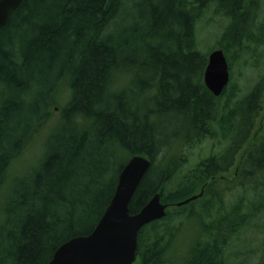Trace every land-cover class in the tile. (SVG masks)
Masks as SVG:
<instances>
[{
    "label": "trees",
    "instance_id": "1",
    "mask_svg": "<svg viewBox=\"0 0 264 264\" xmlns=\"http://www.w3.org/2000/svg\"><path fill=\"white\" fill-rule=\"evenodd\" d=\"M257 3L23 0L10 12L0 27V264H47L62 243L89 234L120 170L135 155L151 163L130 213L155 193L168 205L164 218L138 232L135 263L246 264L251 259L238 260L249 246L235 249L243 231L256 229L264 215V139L257 138L248 150L240 175L254 180L253 196H239L234 203L224 199L226 185L215 190L224 183L213 178L214 161L199 159L190 166L186 150L207 138L230 140L232 134L237 147L248 142L264 77L243 96L232 81L214 96L203 83L208 54L198 49L196 24L215 4V14L229 19L216 48L237 50L241 60L249 41L264 46V25L252 32ZM244 34L249 41L239 46ZM243 63L246 67L248 61ZM64 87L69 96L51 120ZM26 161L27 171L9 180L7 172ZM206 182L201 216L209 222L200 221L202 236L184 254L171 253L186 215V206L174 204ZM258 182L263 194L257 193ZM215 205L219 216L213 219ZM249 255L253 264H264V240Z\"/></svg>",
    "mask_w": 264,
    "mask_h": 264
},
{
    "label": "water",
    "instance_id": "2",
    "mask_svg": "<svg viewBox=\"0 0 264 264\" xmlns=\"http://www.w3.org/2000/svg\"><path fill=\"white\" fill-rule=\"evenodd\" d=\"M22 1L0 0V27ZM203 82L214 96H219L227 86L229 70L222 49L208 55ZM150 163L144 156L131 157L120 170L113 195L94 229L62 243L47 264H137L138 232L145 225L164 218L168 208L161 202L160 193H155L138 212L130 213L129 204ZM202 194L201 190L175 206L187 205Z\"/></svg>",
    "mask_w": 264,
    "mask_h": 264
},
{
    "label": "rangeland",
    "instance_id": "3",
    "mask_svg": "<svg viewBox=\"0 0 264 264\" xmlns=\"http://www.w3.org/2000/svg\"><path fill=\"white\" fill-rule=\"evenodd\" d=\"M257 2L258 3L253 6L254 11L252 12L253 13L252 15H254L252 20V25H253L252 32L254 34H257L259 32V30L257 29L259 26L264 25V0H257ZM214 7L215 4L206 8L204 15L196 24V37L198 42V49L204 54H208L210 51L215 49L216 46H218V44H220L222 37L229 26V19H227L226 17L220 14H215ZM247 28L249 27L247 26ZM246 35L247 34L242 35L243 37L241 36L242 39L239 46H244L247 39ZM235 40H238L237 37L233 38L232 40L233 45H235ZM232 51L228 53L224 51L228 64L231 62L233 55L235 58L234 63L230 68V73H231L230 81L235 82L239 86V90L241 92L239 93V95L243 96L254 86V84L258 80L264 77V46L260 49L259 47H256L255 44L252 43V41L251 42L249 41L248 51L241 56V60H236L237 50H232ZM250 52H252V54ZM244 61H248L246 67H243ZM257 64L258 66L255 67L254 65ZM61 95L62 96H59L60 100H58L60 105H58V101L53 105L54 114L51 120H55L57 118L60 106H63L65 104V100L69 96V90L64 87ZM261 104L263 111L259 113L257 118V123H255L254 129L251 132L249 139H251L253 132L258 128L261 119H263L264 121V84H263V94H262ZM259 138L264 139V122H263V127L260 129ZM215 142H217L215 147V152L216 151L221 152V150L224 151L228 147L224 139H220ZM209 145H210L209 143L206 144V142H202L201 144L199 145L196 144L194 145L193 148L186 150V153L189 152L187 158H188V162L190 163V166L191 165L193 166L199 159L204 157L206 147ZM38 147H36L35 149H37ZM30 149L31 146L28 147L26 153ZM35 149L30 153L28 163H30L32 160L31 155H35ZM26 168H27V161L24 162L21 166H19L16 170L14 171L9 170L6 176L10 180L11 178L19 174L25 173L27 171ZM227 175L230 176L231 173ZM257 175L259 177V174ZM241 177L242 176L238 175L236 179L239 180H237V183L234 184L233 186L232 185L225 186V187H229L224 197L225 201L234 203L235 201H237V199H239L238 198L239 196L247 197L250 194L251 196H253L251 192H253L252 190L255 186L254 180L249 177H247L246 179H241ZM9 180L6 181V184H8ZM243 181L245 182V186L250 188L249 193L244 192L242 188L244 186ZM256 185L259 187V189L257 190H260L257 191V193L263 194L262 184L258 182ZM217 187L218 189L221 190L223 188V185L219 183L217 184ZM203 205H204L203 199H198L192 202L191 204L186 205V209H185L186 215H184L183 226L182 229L180 230V233L177 234L176 239L173 243V247L175 248V250L173 248V252L171 253L176 252L179 254L180 253L184 254L187 251L188 247H190L192 244L197 242L199 240V236H202L200 221L202 222L205 221V223L209 222V220L206 217L204 218L203 216H201L202 215L201 212L206 210ZM210 213H212L213 219H215L217 215L219 216V206L215 205L210 211ZM258 223L259 224L258 227H256V229L250 226L248 227L247 230L243 231L240 237V239L243 238L242 239L243 241L241 240H238V242L236 241L237 247L235 251L243 252L245 250V247L249 246L248 249L245 251V253H242L243 255L241 254L242 256L238 257V260H243L245 257L249 256L251 259H249L246 262V264H253V260H255L252 259V256L249 255V253H251V248L252 247L256 248L257 246L262 247V241L264 240V215L261 217ZM172 258H176V254H172ZM231 259L233 260V258Z\"/></svg>",
    "mask_w": 264,
    "mask_h": 264
},
{
    "label": "flooded vegetation",
    "instance_id": "4",
    "mask_svg": "<svg viewBox=\"0 0 264 264\" xmlns=\"http://www.w3.org/2000/svg\"><path fill=\"white\" fill-rule=\"evenodd\" d=\"M262 111V104L260 103V112ZM257 118L255 119V123H257ZM263 122V119H261L259 126L253 132L251 139H249V136L247 139L248 142L246 144L243 143L240 148L237 147V135L234 134L231 135L234 136V138H230V140L234 141H230L229 138L225 140V143H227L228 147L224 151L221 150V152H215V147L217 144V142H215L216 140L209 141L208 138V140L206 139V142H208L210 145L206 147V152L204 154L203 160L204 163L210 159L214 161L215 168H217V173L213 176V178H218L222 183H224V185L228 186H233L237 183V180L239 179L236 178L238 177V175H241L243 173V160L247 156L248 150L251 148V146L257 144L256 139L259 138L260 129L263 127ZM229 173H231L230 176L227 175ZM215 190H218V188L216 189L215 187Z\"/></svg>",
    "mask_w": 264,
    "mask_h": 264
}]
</instances>
